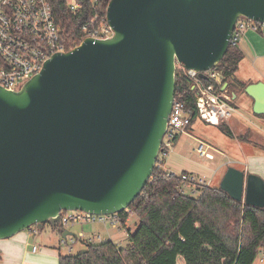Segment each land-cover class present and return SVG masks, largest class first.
I'll return each mask as SVG.
<instances>
[{"label":"water","instance_id":"95a60500","mask_svg":"<svg viewBox=\"0 0 264 264\" xmlns=\"http://www.w3.org/2000/svg\"><path fill=\"white\" fill-rule=\"evenodd\" d=\"M264 0H110L113 34L55 52L18 89L0 85V239L62 212L116 214L141 194L162 150L177 66L203 75L227 53L239 18ZM264 114V81L248 84ZM220 187L264 208V178L229 166Z\"/></svg>","mask_w":264,"mask_h":264},{"label":"trees","instance_id":"16d2710c","mask_svg":"<svg viewBox=\"0 0 264 264\" xmlns=\"http://www.w3.org/2000/svg\"><path fill=\"white\" fill-rule=\"evenodd\" d=\"M49 1L64 41L75 47L106 22L110 0H77L76 9L68 0ZM243 57L239 45L230 43L216 66L228 85L231 79L240 89L247 86L236 78ZM175 98L194 105L192 83L179 67ZM219 126L234 137L226 123ZM180 182L179 174L156 165L141 194L118 214L128 245L111 239L83 241L85 248L78 253L60 254L59 264H254L264 249V208L245 205L220 186L205 185L197 196L181 194ZM132 213L138 217L135 231L127 228Z\"/></svg>","mask_w":264,"mask_h":264},{"label":"built area","instance_id":"2783aa9c","mask_svg":"<svg viewBox=\"0 0 264 264\" xmlns=\"http://www.w3.org/2000/svg\"><path fill=\"white\" fill-rule=\"evenodd\" d=\"M78 6L77 2L72 4L73 9ZM263 28L264 23L241 17L231 37V43L239 45L248 29L259 31ZM112 34L113 31L106 20L87 37L104 39L111 37ZM72 48L74 47L68 46L63 39L62 30L56 22L49 0H0L1 86L20 89L27 80L41 71L44 62L55 52L64 53ZM178 67L192 83L194 105L190 106L183 99L175 98L163 137L162 150L158 157L160 161L157 160L156 165H166V155L170 148L182 134L191 130L190 126H193L191 124L194 117L196 120L201 119L206 123L219 126L227 123L238 111L222 71L215 67L200 75L199 71L186 69L180 65ZM199 151L202 155L208 154L212 157L206 152L204 145L200 146ZM179 175L181 182L177 185V189L181 194L197 196L203 192L205 185H209L204 178L192 172H182ZM118 214L63 211L62 224L70 222L120 223ZM83 237V234L79 236V238ZM68 238V236L62 238V243L69 244ZM97 238L100 239V235ZM94 239L90 238L89 241H94ZM76 241L77 237L72 236L70 242L75 243ZM69 248L73 250L72 246ZM34 249L36 250V247ZM262 254H264V249Z\"/></svg>","mask_w":264,"mask_h":264},{"label":"crops","instance_id":"0c3cea01","mask_svg":"<svg viewBox=\"0 0 264 264\" xmlns=\"http://www.w3.org/2000/svg\"><path fill=\"white\" fill-rule=\"evenodd\" d=\"M239 48L243 51L244 57L239 63L236 78L242 82L249 80L245 82L247 85L264 81V28L259 31L252 29L246 30L239 43ZM235 88L245 91L239 87ZM231 94L235 100L237 95L233 92H231ZM247 97L248 98L241 97V107L239 105V107H237L239 109L237 112L246 120V124L238 123L234 116L230 119L231 121L229 120L226 124L232 130L234 138L236 137L239 139L238 147L241 150L242 158L237 159V163L241 165L236 168L244 170L247 174L255 173L264 178V135L255 129L264 126V116L254 113V100L249 96ZM231 124L236 125V130L239 134L233 131ZM241 136H244L243 140L240 138ZM209 154L212 155V153ZM173 156H177L178 164L183 166V156L178 153ZM173 156L171 158L170 155L169 158L172 160ZM169 158H166L165 161L166 164L170 165ZM228 166L229 165L222 170V178ZM182 168L184 171L201 176L195 171L189 170V167ZM200 170L206 172L204 166H202ZM72 225L76 227V229L71 228V230H68L73 233L72 236H75L74 232H79V236L83 234L84 237L81 238L83 244V241H89L90 238H95L94 241H96L99 235L101 238L100 231H98L97 237L93 233L87 234L82 226L84 223L72 222ZM79 226L80 228L77 229ZM43 229H38L33 226L31 229L21 231L11 238L0 239V264H59V256L63 254V252L57 247L55 238L56 232H54L55 235L44 234ZM107 232L109 233V231ZM59 235V241L62 242V234L59 233ZM109 237L112 238L110 234ZM102 241H104V239ZM35 247L36 250L34 249Z\"/></svg>","mask_w":264,"mask_h":264},{"label":"rangeland","instance_id":"374dc122","mask_svg":"<svg viewBox=\"0 0 264 264\" xmlns=\"http://www.w3.org/2000/svg\"><path fill=\"white\" fill-rule=\"evenodd\" d=\"M68 1L70 4L76 2L75 0ZM231 81L232 80L230 79L228 89L229 91L237 95L233 103L236 105V107H241L240 100L243 97L248 98L247 96L249 95L245 91L235 88ZM247 81L249 80H246L244 82ZM234 118L237 119L238 123L246 124V120L238 112L234 114ZM231 127L236 134H239V132L236 130V125L231 124ZM255 129L259 133L264 135V126H260ZM238 144L239 139L236 137H231L224 133L221 130L220 126L209 124L201 119H197L192 129L187 133L182 134L177 142L170 148L169 153L166 155V158H169L170 155L172 158V156L176 153L181 154L183 156L182 160H184L183 166H180L178 164V157L173 156L172 160L171 158H169L170 165L166 164L165 169L179 174L184 171L182 167H189V170L195 171L197 174H200L201 177L204 178L210 186H220V182L222 180V170L227 165L234 167H240L241 165L237 163V159L242 158L241 150L238 147ZM201 145H204L206 152L212 153V157H210L208 154H201V152L199 151ZM202 166H204L206 172H202L200 170ZM71 212L79 213L81 211L71 210ZM137 221L138 217L132 214L130 220L127 222V228L135 231L137 228ZM82 226L84 227L87 234L93 233L96 237L98 235V231H100L101 238H97L96 241H102L103 239H113L121 247H126L129 243L127 229L123 227L121 223L107 222L106 224H101L85 222ZM64 227L65 229L70 230L71 228L76 229V227L72 225V222L65 224ZM78 228H80V226L77 227V229ZM60 229V227L53 228L48 223L43 230L44 234L55 235L54 232H56L55 238L57 247L62 250L63 254H76L85 248V245L81 242V238H79L78 236L79 232H74L75 236L77 237V241L75 243L70 242L72 235L68 236L69 244L60 242ZM107 231H109V233ZM109 234L112 238L109 237ZM70 246L73 247V250H70ZM254 264H264V254L260 253Z\"/></svg>","mask_w":264,"mask_h":264}]
</instances>
